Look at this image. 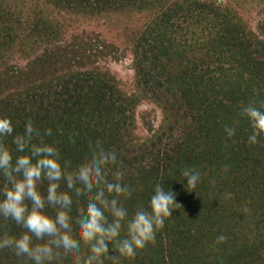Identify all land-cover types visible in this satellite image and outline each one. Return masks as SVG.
I'll use <instances>...</instances> for the list:
<instances>
[{
	"label": "trees",
	"instance_id": "trees-1",
	"mask_svg": "<svg viewBox=\"0 0 264 264\" xmlns=\"http://www.w3.org/2000/svg\"><path fill=\"white\" fill-rule=\"evenodd\" d=\"M36 1L87 15L126 9L149 13L150 20L132 39L131 57L137 84L160 107L162 121L144 143L125 147L131 99L110 76L84 68L87 57L77 61L73 51L57 45L56 25L40 15L21 21L0 5V117L10 118L14 128L3 139L13 162L28 154L16 152L12 140L31 120L40 133L32 142L39 144L42 137L57 148L61 165L69 162L68 172L86 163L97 146L116 153L120 164L107 167V178L123 172L122 183L132 196L121 197L120 203L129 218L140 208L150 210L157 184L172 190L181 208L165 220L154 243L134 259L121 258V264H264V136L249 144L253 129L241 115L243 106L264 105V40L231 12L197 0ZM15 50L31 57L25 67L5 64L6 54ZM226 126L235 127L232 138ZM47 129L52 135H44ZM185 168L201 175L195 189H187ZM4 184L0 176V189ZM38 187L46 196L47 182ZM58 191L72 196L71 235L84 258L88 246L76 236L74 221L88 201L63 181ZM25 231L0 217V236L19 238ZM220 235L226 240L217 244ZM108 248L109 257L118 255L111 244ZM0 264L32 261L6 248L0 250ZM104 264L112 261L104 258Z\"/></svg>",
	"mask_w": 264,
	"mask_h": 264
},
{
	"label": "clouds",
	"instance_id": "clouds-1",
	"mask_svg": "<svg viewBox=\"0 0 264 264\" xmlns=\"http://www.w3.org/2000/svg\"><path fill=\"white\" fill-rule=\"evenodd\" d=\"M241 115L249 120L253 129L248 143L257 144L258 137L264 136V105L243 106ZM13 132L10 118L0 117V176L5 181L0 189V217L11 219L26 231L19 238L0 236V250L13 249L17 257L26 256L32 264H54L57 259L68 257L72 264H104V258L110 259L112 264H121V258L134 259L138 251L154 243L156 232L164 227L165 220L181 208L175 200L176 194L157 184L150 199V210L140 208L129 218L127 209L120 203L121 197L132 196V189L122 183L123 172L118 170L112 181L107 178V167L120 164L116 153L97 146L86 163L68 172L69 162L61 165L57 148L44 143L42 137L39 144L32 142L33 136L40 133L29 120L24 133L15 135L12 140L16 152L27 151L28 154L17 156L13 162L12 152L3 143ZM224 132L232 138L236 129L226 126ZM44 135H52V130H45ZM181 174L187 180V189H195L201 179L193 168H185ZM44 181L47 182L46 196L38 187ZM61 181L69 191L88 201L83 215L74 221L76 236L80 243L88 246L89 254L84 258L71 235L73 199L69 192L58 191ZM45 208L51 209L54 215L46 214ZM122 231L126 232L123 237ZM34 239L41 243H34ZM225 240L226 237L220 235L216 243ZM110 244L117 256L109 257Z\"/></svg>",
	"mask_w": 264,
	"mask_h": 264
},
{
	"label": "rangeland",
	"instance_id": "rangeland-1",
	"mask_svg": "<svg viewBox=\"0 0 264 264\" xmlns=\"http://www.w3.org/2000/svg\"><path fill=\"white\" fill-rule=\"evenodd\" d=\"M197 1L213 3L231 12L248 31L264 40V0ZM0 5L21 21L40 15L56 25L59 30L57 45H62L67 52L73 51L77 61L82 55L87 57L84 68L110 76L122 94L131 99L132 125L124 138L125 147H137L158 129L162 121L161 109L137 84L131 57L132 39L150 20L149 13L126 9L87 15L61 11L36 0H0ZM30 59L15 50L6 54L5 64L23 68Z\"/></svg>",
	"mask_w": 264,
	"mask_h": 264
}]
</instances>
